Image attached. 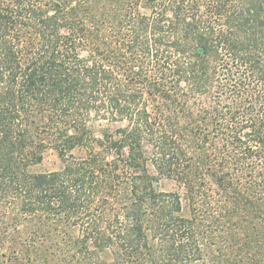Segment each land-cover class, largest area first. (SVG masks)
Wrapping results in <instances>:
<instances>
[{
	"label": "trees",
	"instance_id": "trees-1",
	"mask_svg": "<svg viewBox=\"0 0 264 264\" xmlns=\"http://www.w3.org/2000/svg\"><path fill=\"white\" fill-rule=\"evenodd\" d=\"M0 264H264V0H0Z\"/></svg>",
	"mask_w": 264,
	"mask_h": 264
},
{
	"label": "rangeland",
	"instance_id": "rangeland-1",
	"mask_svg": "<svg viewBox=\"0 0 264 264\" xmlns=\"http://www.w3.org/2000/svg\"><path fill=\"white\" fill-rule=\"evenodd\" d=\"M63 166L58 154L53 150H49L46 152L43 162L33 167L32 171L35 173H50L62 170Z\"/></svg>",
	"mask_w": 264,
	"mask_h": 264
}]
</instances>
